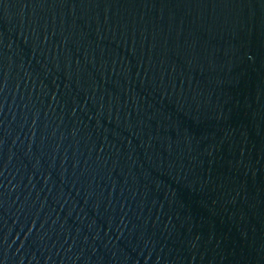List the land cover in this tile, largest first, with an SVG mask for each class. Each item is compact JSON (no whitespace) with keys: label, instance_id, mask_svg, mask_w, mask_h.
<instances>
[{"label":"water","instance_id":"obj_1","mask_svg":"<svg viewBox=\"0 0 264 264\" xmlns=\"http://www.w3.org/2000/svg\"><path fill=\"white\" fill-rule=\"evenodd\" d=\"M0 264H264V0H0Z\"/></svg>","mask_w":264,"mask_h":264}]
</instances>
